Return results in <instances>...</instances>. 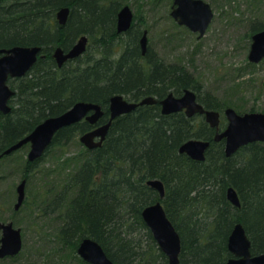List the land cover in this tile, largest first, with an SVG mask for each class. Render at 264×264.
Here are the masks:
<instances>
[{"label":"trees","instance_id":"obj_1","mask_svg":"<svg viewBox=\"0 0 264 264\" xmlns=\"http://www.w3.org/2000/svg\"><path fill=\"white\" fill-rule=\"evenodd\" d=\"M64 6L69 14L61 25L55 14ZM121 6L116 0H1L0 48L39 45L44 56L23 76L7 80L15 92L11 111L0 114V152L78 100L100 104L104 113L99 122L105 123L112 95L132 101L152 96L157 102L117 116L102 144L81 152L62 191L48 203L59 220L56 242L81 264H89L76 255L83 237L96 240L114 264H168L140 214L144 206L160 200L181 238L179 264H224L235 222L242 223L252 254L264 252V142H250L226 156L223 139L213 140L226 126L224 105L184 65L163 61L149 47L141 55V29H134L135 23L125 33L120 52L112 51L114 39L122 37L115 31ZM263 28L254 21L250 34ZM80 35L96 38L97 52L86 49L58 67L54 47L69 49ZM185 89L193 90L204 108L220 113L217 129L201 114L161 113L158 101ZM89 127L81 121L59 129L45 152ZM190 138L210 141L203 161L179 152ZM39 160H23V178L37 170ZM152 178L162 181V198L146 184ZM229 186L238 194L239 207L226 198Z\"/></svg>","mask_w":264,"mask_h":264},{"label":"rangeland","instance_id":"obj_2","mask_svg":"<svg viewBox=\"0 0 264 264\" xmlns=\"http://www.w3.org/2000/svg\"><path fill=\"white\" fill-rule=\"evenodd\" d=\"M116 1L132 10L134 29H147L152 51L165 62L184 65L203 90L216 95L224 108L264 113V58L258 62L248 60L250 25L254 21L264 24V0H203L213 15L201 37L176 23L170 15L171 0ZM126 38H113L111 50L119 53ZM96 48V38H88L86 52L94 53ZM84 149L77 135L67 144L51 146L42 154L37 170L25 177V197L17 210L16 186L23 178L28 146L0 160V222L11 221L21 229L22 237L18 255L4 257L0 264H81L54 239L59 220L47 207L53 196L62 191Z\"/></svg>","mask_w":264,"mask_h":264},{"label":"water","instance_id":"obj_3","mask_svg":"<svg viewBox=\"0 0 264 264\" xmlns=\"http://www.w3.org/2000/svg\"><path fill=\"white\" fill-rule=\"evenodd\" d=\"M1 2V0H0ZM175 7L171 10L172 17L179 25H184L197 36L204 35L211 19L212 10L210 5L203 0H173ZM69 14V7L64 6L56 11V20L59 24H65ZM133 12L128 5H123L117 13V31L127 30L132 22ZM141 52L145 54L147 46L146 30L139 40ZM87 36L80 35L69 49L60 45L54 47L52 56L58 67L69 59L80 56L86 50ZM39 45H14L0 48V111L8 113L10 106L8 99L14 91L7 84L8 77L23 76L42 57ZM264 58V28L251 35V45L248 53L250 62H258ZM157 100L152 96H146L139 101L128 100L122 94H114L109 99V118L107 122L97 125L79 136L80 142L87 149L99 147L106 137L108 129L117 116L129 113L138 105L152 104ZM162 114H170L183 111L190 117L195 114L203 115L210 127L218 128L219 112L214 109H206L196 99V94L191 89H185L181 95L175 96L168 93L158 101ZM104 111L100 104L78 100L64 112L46 117L38 123L29 133L6 147L1 153L9 155L24 144L29 143L27 160L35 161L42 156L51 143L54 134L62 127L72 125L83 118L94 124L103 115ZM226 126L221 131H216L213 140L224 142V153L232 155L241 146L250 142H264V113L244 112L238 113L230 107L223 110ZM210 145L209 140L190 138L184 141L179 152L186 154L193 160L203 161L205 151ZM146 184L157 190L159 197L164 195L163 183L158 178L148 179ZM25 197V179L16 186V201L14 209L17 210ZM226 198L234 206H240V199L236 190L229 186L226 190ZM145 225L150 230L157 246L167 257L168 264H179L181 251V238L168 218L160 200L144 206L140 212ZM0 258L14 256L22 249L21 229L15 227L11 221L0 222ZM251 242L245 229L240 222H235L227 239V249L230 257L224 264H264V252L252 254ZM76 253L89 264H114L108 257L102 246L91 237H83L76 248Z\"/></svg>","mask_w":264,"mask_h":264},{"label":"flooded vegetation","instance_id":"obj_4","mask_svg":"<svg viewBox=\"0 0 264 264\" xmlns=\"http://www.w3.org/2000/svg\"><path fill=\"white\" fill-rule=\"evenodd\" d=\"M171 2H172V5H171V10H172V8L175 7V6L173 5V0H171ZM124 5H126V4H124ZM122 6H123V5H122ZM122 6H121V7H122ZM121 7H120V8H121ZM120 8H119V9H120ZM118 11H119V10H118ZM118 11H117V13H118ZM170 15H171V11H170ZM171 16H172V15H171ZM133 18H134V16H133ZM172 18H173V17H172ZM173 19H174V18H173ZM174 20H175V19H174ZM175 21H176V20H175ZM176 23H177V21H176ZM132 24H133V19H132V22H131L130 27H129L127 30L122 31V32H118V31H117V17H116V30H115V31H116V33H118V34H120V35H125V33H126L131 27H132ZM177 24H178V23H177ZM144 30H146V36H147V29H143V30H141V33H140V36H139V38H138V42H137V44H138V48L140 49V53H141V55H144V54H142V52H141V47H140L139 40H140V38H141V36H142ZM86 36H87V35H86ZM87 39H88V36H87ZM86 47H87V45H86ZM147 50H148V40H147L146 52H147ZM146 52H145V53H146ZM43 56H44V55H43ZM43 56H42V57H43ZM52 57H53V56H52ZM38 58H39V57H38ZM53 59H54V58H53ZM54 60H55V59H54ZM69 60H72V59H69ZM67 61H68V60H67ZM55 62H56V61H55ZM63 64H64V63H63ZM63 64H62V65H63ZM20 77H21V76H20ZM8 78H17V77H8ZM8 78H7V80H8ZM7 84H8V83H7ZM10 88H11V87H10ZM11 89H12V88H11ZM12 90L14 91V89H12ZM14 92H15V91H14ZM12 96H13V95H12ZM12 96H11V97H12ZM11 97H10V98H11ZM10 98L8 99L7 104L10 106V111H11ZM10 111H9V112H10ZM9 112H8V113H9ZM0 114H1V116H3V115H6L7 113H3L2 111H0ZM101 117H102V116H101ZM101 117H100V118H101ZM219 117H220V115H219ZM100 118H99V119H100ZM99 119H98V121L95 122L94 124L89 123V122L86 121L84 118H83L82 120L78 121V122L86 121V122H88L89 125H90V127H89L88 130L82 131V132H80V134H82V133H84V132H86V131H89V130L93 129V128L96 127L97 125L103 124V123L99 122ZM78 122H76V123H78ZM74 124H75V123H74ZM72 125H73V124H72ZM69 126H70V125H69ZM65 127H66V126H65ZM62 128H63V127H62ZM80 134H79V136H80ZM18 140H19V139H18ZM9 146H10V145H9ZM23 146H28V150H29V147H30V146H29V143H28V144H24ZM23 146H21L20 148H22ZM20 148H19V149H20ZM23 148H24V147H23ZM4 149H5V148H4ZM4 149H3V150H4ZM3 150H2V151H3ZM17 150H18V149H17ZM2 151H1V152H2ZM15 151H16V150H15ZM1 152H0V153H1ZM13 152H14V151H13ZM3 156H4V155H3ZM29 162H31V161H29ZM32 162H34V161H32ZM22 179H25V178H22ZM25 180H26V179H25ZM78 256H79V255H78ZM79 257H80V256H79ZM80 258H81V257H80ZM82 260H83V259H82ZM83 261H84V260H83Z\"/></svg>","mask_w":264,"mask_h":264}]
</instances>
